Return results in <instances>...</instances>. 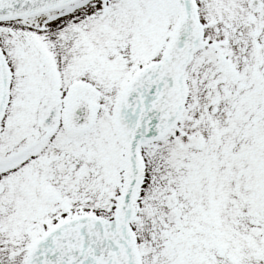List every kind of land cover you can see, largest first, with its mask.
Here are the masks:
<instances>
[{"label": "snow or ice", "instance_id": "6c2138e0", "mask_svg": "<svg viewBox=\"0 0 264 264\" xmlns=\"http://www.w3.org/2000/svg\"><path fill=\"white\" fill-rule=\"evenodd\" d=\"M0 264H264V0H0Z\"/></svg>", "mask_w": 264, "mask_h": 264}]
</instances>
